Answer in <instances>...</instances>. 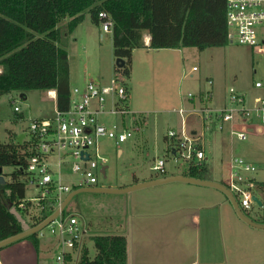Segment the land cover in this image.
<instances>
[{
  "label": "rangeland",
  "instance_id": "374dc122",
  "mask_svg": "<svg viewBox=\"0 0 264 264\" xmlns=\"http://www.w3.org/2000/svg\"><path fill=\"white\" fill-rule=\"evenodd\" d=\"M68 22L69 18H65L57 24L61 32L67 31ZM58 45L67 52L70 89L82 86L88 81H96L98 77L102 83L107 82L111 76L123 78L121 72L114 69L116 58L113 56L110 32L101 31L100 24L95 25L91 21L89 11L83 13V19L79 25L67 31L66 35H61ZM130 67V78H123L130 89L128 104L132 112L146 116V126L141 131L143 135L118 146L106 139L98 141L99 154L107 158L105 177H98V185L101 187L127 183L133 174L137 177L153 174V160L161 157L166 159L168 173H184L185 165L174 163L164 151L167 145L164 143V136L167 131L170 129L177 131L180 125L178 115L172 110H188L204 105L220 108L227 104L229 88L244 93L249 99L264 94L263 91L253 88V82L264 75L263 57L255 54L248 47L239 45L236 41L230 40L224 47L204 50L190 47L181 48L178 51L156 49L146 53L145 50L135 49L132 51ZM193 67L196 68L195 71H192ZM208 80L211 84H208ZM201 92H210L211 97L207 103L205 102L206 104H202L199 100ZM188 94L194 96V105L191 104ZM14 106L20 109L18 115L21 114L22 117L19 119L16 118ZM54 110L55 100L43 91H27L25 99L20 98L17 92L1 96L0 142L8 143L20 134L25 135L26 138L31 121L51 117ZM112 120L110 118L107 122ZM241 124L245 125L247 130V138L244 141H238L229 135V125H224L222 131L215 129L208 132L206 126H201L199 117L189 118V130L194 129L204 133L203 146L210 177L215 182L228 184L230 177L228 161L232 156H241L257 164V172L252 177L257 181H264V133L256 135V130L252 124H249V119H243ZM118 150L122 151L120 157L117 156ZM4 171H11V168H4ZM161 188L167 194L165 200H167L168 217L164 222H171L167 233L184 237L186 241L183 248L186 258L185 262L172 260L171 257L178 253L174 249L164 253L163 257L156 259L154 264H186L187 258L194 251L193 242L197 224L192 220V215L196 212L198 202L195 196L199 187L174 181L143 190L154 192ZM32 189L28 186L26 197L36 195ZM135 192L139 190L123 194L82 192L76 194L67 204L64 215L75 213L79 216L80 224L88 226L85 242L90 256L95 254L92 236L117 234L127 237L129 235V194ZM252 192L258 199H262L259 188L253 187ZM66 196L62 194L63 198ZM217 196L221 195L217 192ZM229 206L226 202L222 205L218 199L214 211L217 242L223 239L225 243H228L229 240L235 239L241 242L242 247L247 248V251L253 243L254 249L260 243L264 245V230L259 231L258 234L252 233L247 231L250 229H246L248 227L239 221H236L234 226L231 224L229 226L225 221L228 214L233 216ZM173 211L177 213L172 214ZM242 211L250 218L261 219L262 217L261 209L255 203L251 204L250 209H242ZM201 216L203 217V212ZM148 223L151 224V221L149 220ZM200 225V231H202L203 220ZM231 231H233L232 234ZM37 238L42 252L46 250L48 258L54 256L58 236L51 234L46 226L37 233ZM224 249L226 254L220 249L217 250L220 258L226 256L228 264H235L234 257L239 258L233 256L236 248L224 247ZM239 249L243 250V248ZM248 260L254 262L256 259Z\"/></svg>",
  "mask_w": 264,
  "mask_h": 264
},
{
  "label": "built area",
  "instance_id": "2783aa9c",
  "mask_svg": "<svg viewBox=\"0 0 264 264\" xmlns=\"http://www.w3.org/2000/svg\"><path fill=\"white\" fill-rule=\"evenodd\" d=\"M225 6L229 39L264 59V0H226ZM98 19L101 31L109 33L111 21L107 14L99 12ZM195 70L193 67L192 71ZM123 78L111 76L105 83L96 80L75 86L70 89L65 110H59L55 104L51 117L31 121L27 137H23L31 153L25 162L24 181L36 195L26 197L19 203V208L25 209L26 202L36 206L51 197L55 201V211L64 200L62 194L68 195L81 188L101 187L98 177H105L107 158L99 154L98 141L106 139L118 146L140 135L146 126V116L128 108L129 93ZM208 84H211L210 80ZM253 88L264 92V75L253 82ZM46 93L56 101L54 91ZM188 97L194 101L193 95L188 94ZM210 97V92L199 94L202 104L207 103ZM13 110L20 111L17 106ZM172 111L178 115L180 125L177 131H167L166 148L173 162L185 165V170L191 165L199 168L207 162L204 133L189 130L190 117H199L201 126H206L208 132L222 131L224 125H229V135L238 141L247 138L245 125L241 124L243 119H249L256 134L258 129L264 128V94L249 99L233 88H229L227 104L220 108L204 105ZM110 118L114 120L107 122ZM103 168L104 173L101 172ZM228 168L229 181L223 185L231 191L241 210L250 209L255 203L252 188L256 179L252 175L257 172V164L241 156H232ZM152 170L165 175V160L155 159ZM62 212L47 225L50 233L58 236V250L51 264H77L87 228L80 224L78 215H62Z\"/></svg>",
  "mask_w": 264,
  "mask_h": 264
},
{
  "label": "trees",
  "instance_id": "16d2710c",
  "mask_svg": "<svg viewBox=\"0 0 264 264\" xmlns=\"http://www.w3.org/2000/svg\"><path fill=\"white\" fill-rule=\"evenodd\" d=\"M226 0H0V97L30 90L54 91L56 108L65 110L70 93L67 52L58 45L61 35L73 30L89 11L91 21L99 25L98 13L104 11L111 21L110 34L114 58L124 61L115 71L130 77L131 56L135 49H181L224 47L230 41L226 24ZM69 18L67 31L57 24ZM149 35L144 46L143 34ZM15 112L16 118H21ZM164 142L167 143L166 138ZM27 142L16 139L0 142V241L22 231L9 212L14 207L30 227L51 215L55 201L51 197L38 205L26 202L24 166ZM165 155L168 150L165 148ZM11 168V171H4ZM184 175L210 180L207 162L199 168L188 167ZM262 193L261 223H264V181H255ZM64 215V210L62 212ZM23 239L38 245L37 233ZM93 256L84 245L77 264H127V241L123 235H94ZM70 260V257H69Z\"/></svg>",
  "mask_w": 264,
  "mask_h": 264
},
{
  "label": "crops",
  "instance_id": "0c3cea01",
  "mask_svg": "<svg viewBox=\"0 0 264 264\" xmlns=\"http://www.w3.org/2000/svg\"><path fill=\"white\" fill-rule=\"evenodd\" d=\"M143 41H144V46H147L149 44L148 34L144 33ZM140 49L145 50L146 53L156 50V49H146V48H140ZM172 50L178 51L179 49H172ZM97 80H100V77H98ZM127 87L129 89V85H127ZM128 93L130 96V89L128 90ZM128 102H129V98H128ZM191 104L194 105V101H191ZM128 108L130 110L129 104H128ZM112 119L114 120V118ZM263 133H264V129L262 130L258 129V134H263ZM140 135H143V133H141ZM142 138L144 137L142 136ZM121 155H122V151L118 150L117 156L120 157ZM161 158H163L166 163V159L164 157ZM165 168H166V164H165ZM152 172L153 174H143L140 177H137L136 175L133 174L131 179L127 183L119 184L118 186H113V187L109 186L107 188H125L137 183L147 182V181L163 178L166 176L184 175L183 173H168L167 168L165 175H158L154 171ZM209 181H213V180L210 179ZM159 185H163V184H159ZM195 186L199 187L198 188L199 190H197L198 193H196L195 196L198 203L196 205L197 206L196 212L192 215V220L197 224V228H196L197 231L193 242L194 251L189 256V258H187L186 264H228V262L226 261V256H224V258L223 257L220 258V256L217 253V250L219 249L221 252L222 251L224 252L225 251L224 247H233L236 248L237 251H239V253H237V251L235 250V254L233 253V256L239 257V258L234 257L233 262H235V264H242L244 262H245L244 264H264V245H262L261 243L255 249L253 247L254 244L253 243L252 247L250 246V250L247 251V248L242 247L241 242H238L235 239L229 240L228 243H225L223 239L217 242V236H216L217 230L215 224L216 217L214 211H215V207L218 204V199L222 205L225 202L230 205L229 207L233 213V216H229L228 214L227 215L228 218H226L225 220L229 224V226L231 225L234 226L235 222L239 221L243 223L246 227H248L246 229H250L247 231H251L252 233L258 234L259 231L264 229L256 228L241 220L235 213L227 197L224 194H222L220 191L207 186H202V185H195ZM146 188L147 187L132 190V191L139 190V192L129 194L130 195L129 209H128L129 235L127 237L123 235L126 237V241H127V264H154L156 259L157 260L161 259L164 253H168L169 251L174 249H176L178 253L174 254L171 257V259L174 261L185 262L186 257L184 251L185 249L183 248V246H185L186 240L184 239L183 236L179 237L178 235L176 236L169 235V233L167 232L168 230H170L169 226L171 225V222L170 223L164 222L166 217H168L166 214L167 212L166 210L167 200H165L167 199L165 198L167 197L166 191H164L163 188H161V190H154V192H151L150 190H143ZM132 191L129 192L132 193ZM217 192L221 196H217ZM202 212H203V217L201 216ZM176 213L177 211L172 212V214H176ZM232 217H234V219L236 220H233ZM250 219L256 224H264L260 222L262 218L261 219L250 218ZM149 220L151 221V224L148 223ZM201 220H203V224H204L202 231H200ZM85 226L86 228L88 227L87 225ZM232 232L233 231H231V234ZM84 245L86 246L85 238H84ZM239 248H243V250L240 251ZM57 250H58V245L56 247V251L54 255L56 254ZM45 251L42 252V248L39 245V241H38V245L35 246L30 240L21 239L0 249V264H51L54 256L48 258L46 256ZM249 258H254L256 260L254 262H251L248 260Z\"/></svg>",
  "mask_w": 264,
  "mask_h": 264
},
{
  "label": "water",
  "instance_id": "95a60500",
  "mask_svg": "<svg viewBox=\"0 0 264 264\" xmlns=\"http://www.w3.org/2000/svg\"><path fill=\"white\" fill-rule=\"evenodd\" d=\"M115 66L121 69L124 66V61L120 58H116ZM19 97L22 99H25V97H23L22 94H19ZM23 137H24L23 134H20L19 136H17L16 137L17 143H21ZM101 172L104 173V168L101 170ZM174 181L207 186V187H211V188H214L220 191L222 194H224L227 197L235 213L241 220H243L244 222L256 228L264 229V224L254 223L248 216H246V214L243 213L241 208L238 206V203L236 199L234 198L233 194L231 193V191L228 188H226L222 183L215 182V181H209V180H202L198 178H192L186 175H171V176H166L163 178H159V179H155V180H151L147 182L137 183V184L125 187V188L94 187V188H81V189L74 190L70 192L64 198L60 206L51 215H49L42 222H40L38 225L34 227H30L28 223L22 218V216L17 212V210L14 207L8 206L9 212L19 222V224L21 225L22 231L14 236H11L9 238H6L0 241V249L16 241H19L29 235H32V234H35L41 231L44 227H46L51 221H53L65 209V207L71 201V199L78 193L87 192V193H102V194H123L129 191L135 190V189L155 186V185L174 182ZM2 183H4V178L0 175V184ZM253 201L259 207L262 205L261 201L258 200L256 196L253 197Z\"/></svg>",
  "mask_w": 264,
  "mask_h": 264
}]
</instances>
